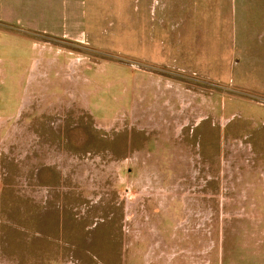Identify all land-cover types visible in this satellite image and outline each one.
Here are the masks:
<instances>
[{"label": "rangeland", "instance_id": "1", "mask_svg": "<svg viewBox=\"0 0 264 264\" xmlns=\"http://www.w3.org/2000/svg\"><path fill=\"white\" fill-rule=\"evenodd\" d=\"M146 5L0 0V264H264V25L174 65Z\"/></svg>", "mask_w": 264, "mask_h": 264}, {"label": "crops", "instance_id": "2", "mask_svg": "<svg viewBox=\"0 0 264 264\" xmlns=\"http://www.w3.org/2000/svg\"><path fill=\"white\" fill-rule=\"evenodd\" d=\"M146 3L144 17L125 15V42L134 40V33L139 37L137 47L155 50L158 57L169 52L178 59L169 62L174 65L210 66V61L205 60L220 55V59L223 56L228 60L229 29L231 33L233 29L229 27L230 17L238 18L240 26L245 16L259 18L264 25V0H146ZM232 34L236 41V29Z\"/></svg>", "mask_w": 264, "mask_h": 264}]
</instances>
